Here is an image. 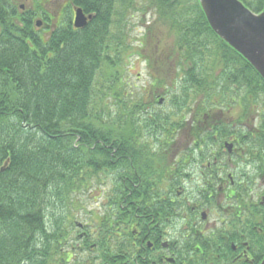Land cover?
Segmentation results:
<instances>
[{"label": "trees", "instance_id": "16d2710c", "mask_svg": "<svg viewBox=\"0 0 264 264\" xmlns=\"http://www.w3.org/2000/svg\"><path fill=\"white\" fill-rule=\"evenodd\" d=\"M241 2L259 13L264 0ZM116 4L125 12L138 8L134 0H70L57 11L51 7L52 0H30L20 9L18 0H0V169L9 159L0 171V264H46L43 255L64 241L72 205L68 198L85 183L90 187L124 167V145L113 146L118 151L114 158L105 151L109 143L125 140L113 137L106 97L125 115L127 99L132 109L153 108L159 105L153 94L158 95L182 119V111L188 113L192 100L200 101L203 109L208 102L229 100L224 94L215 100L227 83L233 92L243 94L247 110L249 98L264 96L263 80L212 32L198 0H151L147 4L142 13L155 11L167 35L173 37L166 56L174 61L171 83L176 89L168 92L158 75L140 95L128 94L124 55H142L134 48L143 46L142 42L125 46L120 32H113L118 28L113 19L124 15ZM72 7L92 16L84 28H74ZM37 21L50 28H37ZM139 57L151 69L160 60L149 53ZM102 71L107 78V71L113 75L107 87H114L113 96L104 90ZM180 71L184 79L179 81ZM148 93L152 94L149 98L145 97ZM166 116L162 123L161 115H155L159 121L154 123L156 131L168 138ZM262 250L264 254V244Z\"/></svg>", "mask_w": 264, "mask_h": 264}, {"label": "flooded vegetation", "instance_id": "af4514ba", "mask_svg": "<svg viewBox=\"0 0 264 264\" xmlns=\"http://www.w3.org/2000/svg\"><path fill=\"white\" fill-rule=\"evenodd\" d=\"M154 97L168 108L162 116L175 115L164 97ZM229 100L204 109L192 100L182 116L187 129L166 116L175 137L164 141L146 140L147 120L131 117L142 134L105 147L114 158L113 146L125 145L124 171L75 191L64 241L43 255L46 264H259L264 114L259 103L246 111L236 92Z\"/></svg>", "mask_w": 264, "mask_h": 264}, {"label": "rangeland", "instance_id": "374dc122", "mask_svg": "<svg viewBox=\"0 0 264 264\" xmlns=\"http://www.w3.org/2000/svg\"><path fill=\"white\" fill-rule=\"evenodd\" d=\"M117 1H120V0H117ZM134 1L138 7L134 11L129 10L125 12L122 10V8H120L122 7L121 4L119 5L116 4L115 7L118 8L120 12H124V15H122L121 19L119 18L113 19L114 21H116V25L118 26L117 30L116 31L113 30V32H117V31L120 32L119 34V36L121 37L120 41L123 45L139 46V42H142L141 46L146 48L145 50L143 49V47H140V49L134 48V51L138 50L142 53V55L141 54L137 55L136 53H132L133 50H131V53H132L131 56H129V52L124 55L123 63L125 64L127 63L126 67L124 68V72H125L124 80L126 82V89L128 91V94H132L134 95V97H136L141 94V90L143 87L149 86V83L152 81L153 76L155 77V76L160 75L164 78L166 82L165 89H167V91L170 92V89L172 88L176 89V85L175 84L172 85L171 83L172 77L174 76L172 74L174 71V64H173L174 61L172 59H168V56L166 55H169V51L172 49L173 37L171 35L169 36L167 35L165 27L162 26L161 23H159L155 11L148 10L144 14L142 13L145 10L147 4L151 0H134ZM20 3L27 5L29 3V0H20ZM52 3L53 5L51 7H54V9H56L57 11H60L66 5L67 2L64 0H52ZM139 9H142V11H139ZM142 35H143L142 37L143 40L139 39ZM145 37H147L146 40H145ZM138 40H141V41H138ZM144 40H145V43H144ZM148 53L150 54L152 59L157 58V57L160 58V60H158L157 66L155 65V68L153 69L149 68L148 64L145 63V60L139 57V56L144 57V55L148 56ZM119 70L122 71L123 69L122 70L119 69ZM181 72L182 71L178 72L179 81L184 79L181 77ZM105 74L106 73L102 71L101 74L99 75L101 83L104 87L105 92L107 93V96H113L114 94L112 93V90L114 87L112 86L110 90L107 89L108 85H110V82L112 83L113 75L107 71V74L110 76V78H107ZM228 85L229 83H227L224 86V89H223L224 92L222 94H216L217 99L215 100H218L223 94L230 95V96H223V98H227V99H230L233 96L234 87L232 85L229 87ZM220 88H221V85H219L217 90H219ZM148 94H149L148 98L151 97L150 95L152 94L150 93ZM238 95L241 98L243 94L238 93ZM153 97H154V94H153ZM254 97H257V96H254ZM254 97L253 99L249 98V100L247 101L246 103L247 108L249 110L254 108L253 104L256 101L255 103H259V110L261 114L262 111H264V96H259L260 98L259 97L254 98ZM161 99H163V97L160 98L159 100ZM258 99L260 100L259 102H258ZM223 100L226 102L230 101V100L227 101L226 99H223ZM105 101H106L104 102L105 112L110 113L112 115L111 120L114 123L113 125L114 130L112 129L113 131H111L113 134V137H118V135L124 137L125 140L123 144H125L129 140L135 139L134 137L135 130H136V133L142 134L143 129L141 130H138L137 128L133 129V125L130 127V119L131 117H134V116H141V118H143L144 120H147L144 131L147 132L151 136H146V140H150L152 138L159 140V141L166 140L165 136L161 137V134H163V132L156 131L157 129L156 125L158 124L154 123V121H159L154 116L161 115L163 111L168 109L165 105L163 106L154 105V107L152 108V111H153L152 114H149L151 116V118L149 119V115H145L146 113L140 112L141 110H144L147 106L140 107L138 109H132L130 99L126 100L128 102H127V111L125 115L122 114V111L117 110V107H116L117 103L112 102V100L109 97H106ZM149 104L153 105V103H149ZM190 106H192V103L190 104ZM244 109L247 111L246 108ZM161 117H162L161 118L162 123L166 121L164 119L165 115L164 116L161 115ZM178 118L181 119L180 114L169 116V119L173 121L174 124L178 120ZM187 119H188V116L184 120L181 119L180 121V126L182 125L183 129H187L188 124L185 121ZM142 124L143 126L145 125L144 123ZM186 136L187 135L184 133L182 136V139L184 140L188 139L186 138ZM174 137H175V133L172 131H169L168 138L174 139ZM108 145H110V143ZM124 167L119 170H115L114 172H111V173L123 172ZM84 173H86V168L84 169ZM105 174H106L105 172L102 173V175H105ZM106 181H109V180L106 179ZM85 184H86L85 186H87L89 182ZM92 184H95V182H93ZM85 186H83L81 189L86 188ZM76 196L77 195L74 194L68 199H72ZM51 198L54 200L56 198L55 194H52ZM50 208L48 206L46 209L52 212L53 208L52 209Z\"/></svg>", "mask_w": 264, "mask_h": 264}, {"label": "water", "instance_id": "95a60500", "mask_svg": "<svg viewBox=\"0 0 264 264\" xmlns=\"http://www.w3.org/2000/svg\"><path fill=\"white\" fill-rule=\"evenodd\" d=\"M198 2L212 32L242 56L264 81V4L262 11L255 14L239 0ZM74 12V27H85L91 17L84 16L80 9ZM8 163L7 159L0 171ZM259 264H264V258Z\"/></svg>", "mask_w": 264, "mask_h": 264}]
</instances>
